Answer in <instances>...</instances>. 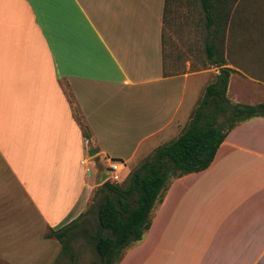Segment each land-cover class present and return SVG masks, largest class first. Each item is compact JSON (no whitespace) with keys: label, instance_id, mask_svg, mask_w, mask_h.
<instances>
[{"label":"crops","instance_id":"crops-1","mask_svg":"<svg viewBox=\"0 0 264 264\" xmlns=\"http://www.w3.org/2000/svg\"><path fill=\"white\" fill-rule=\"evenodd\" d=\"M165 7L0 0V264L52 261L60 245L47 235L86 213L101 169L123 163L125 181L181 135L197 103L186 110L190 80L209 71L166 74ZM238 47L231 57L246 56ZM226 58L241 104L235 74L258 65ZM238 78L264 104V83ZM22 196L36 223L21 222ZM151 219L118 264H264V118L231 130L208 169L173 179Z\"/></svg>","mask_w":264,"mask_h":264},{"label":"trees","instance_id":"trees-1","mask_svg":"<svg viewBox=\"0 0 264 264\" xmlns=\"http://www.w3.org/2000/svg\"><path fill=\"white\" fill-rule=\"evenodd\" d=\"M170 1L166 0L164 17L168 22ZM203 15L205 51L210 66L219 69L216 81L193 113L182 134L171 143L156 149L152 158L138 170L132 171L122 184L105 183L100 192L96 210H87L79 219L47 238H56L62 245L63 255L71 254L72 231L83 226L81 218L88 212L96 216L94 233L90 242L102 264H118L126 249L140 243L152 223V210L175 178L208 169L225 141L227 134L239 124L254 118H264V104H233L228 98L230 78L235 70L227 67L228 61L221 44L222 32L233 17L237 0H199ZM224 118L223 121L221 119ZM89 138V134L85 133ZM71 261L76 257L71 254Z\"/></svg>","mask_w":264,"mask_h":264},{"label":"rangeland","instance_id":"rangeland-1","mask_svg":"<svg viewBox=\"0 0 264 264\" xmlns=\"http://www.w3.org/2000/svg\"><path fill=\"white\" fill-rule=\"evenodd\" d=\"M168 14V22L165 25L166 74L176 75L186 73L189 65L191 66V72L201 69L209 71L203 78L190 80L186 110H190L196 94L197 103L188 118L186 128L191 121L194 111L204 97L207 87L216 81L219 69L210 66L207 61L204 39L205 31L203 30L202 23L203 15L199 0H171L170 12ZM223 34L225 37L221 45L224 49V55L228 53V58L232 64L243 65V63L249 62L248 60L251 63L252 60L255 62L254 59L256 58L254 55L261 59V65L256 59L255 63L258 65L257 68L249 64L246 68H242V71L235 74L237 76L233 80L230 95L233 99V95L236 92L234 90L238 87L242 96L241 105L257 104L259 102L258 100H261L262 93L255 91V87L253 88L249 84L243 86L240 84L241 80L238 77H243L247 80L253 78L264 83V0H237V3L233 6L232 20L228 27L224 28L220 41L222 40ZM237 46L243 48L240 50L246 53L248 59H240L245 58V54L231 57L232 49L234 47L237 48ZM249 81L251 82L252 80ZM232 103L234 104V102ZM223 120L224 118L221 119V121ZM184 129L181 131V134ZM175 134L177 133L170 132L168 135L174 136ZM154 153L141 160L132 171L142 167L152 158ZM130 168H132V165H129L128 169ZM107 172H109V168L107 170L101 169L102 175ZM89 176L93 179L94 172H91ZM107 182H109V179L104 181L102 179L100 180L101 185L95 192L98 200L103 197L100 189ZM110 183L114 184L112 181ZM123 183L124 181L115 184L123 185ZM95 196L88 210H96L97 198ZM21 201V222L23 224H26V221L28 223H36L37 217L28 205L26 198L22 196ZM81 221L83 226L71 232L75 238L71 241L73 249L70 252L76 257L75 262L71 261V254L63 255L62 245L59 243L60 246H57L54 250L52 261L45 264H102L94 245L90 242V236L94 233L96 225V216L94 213L88 212L81 218ZM37 234L39 235V232ZM32 239H36V235L34 237L33 235H29L27 241Z\"/></svg>","mask_w":264,"mask_h":264},{"label":"built area","instance_id":"built-area-1","mask_svg":"<svg viewBox=\"0 0 264 264\" xmlns=\"http://www.w3.org/2000/svg\"><path fill=\"white\" fill-rule=\"evenodd\" d=\"M124 164L120 162H112L109 167V182L122 183L123 179L121 177V172L124 170Z\"/></svg>","mask_w":264,"mask_h":264},{"label":"water","instance_id":"water-1","mask_svg":"<svg viewBox=\"0 0 264 264\" xmlns=\"http://www.w3.org/2000/svg\"><path fill=\"white\" fill-rule=\"evenodd\" d=\"M97 153H98V151L93 150V151L90 152V156H94V155H96ZM108 178H109V173H105V174H103V176H102V181H104V180H106V179H108Z\"/></svg>","mask_w":264,"mask_h":264}]
</instances>
